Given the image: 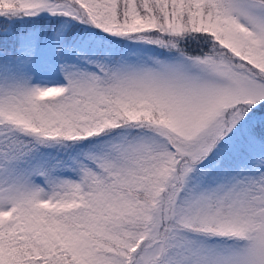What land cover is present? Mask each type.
<instances>
[{"label":"snow or ice","instance_id":"obj_1","mask_svg":"<svg viewBox=\"0 0 264 264\" xmlns=\"http://www.w3.org/2000/svg\"><path fill=\"white\" fill-rule=\"evenodd\" d=\"M0 264H264V0H0Z\"/></svg>","mask_w":264,"mask_h":264}]
</instances>
